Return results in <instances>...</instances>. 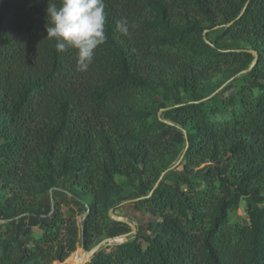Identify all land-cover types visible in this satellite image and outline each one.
I'll use <instances>...</instances> for the list:
<instances>
[{"label": "trees", "instance_id": "16d2710c", "mask_svg": "<svg viewBox=\"0 0 264 264\" xmlns=\"http://www.w3.org/2000/svg\"><path fill=\"white\" fill-rule=\"evenodd\" d=\"M47 3L0 0V264L128 232L108 216L117 176L136 179L131 200L153 190L132 204L146 233L85 264H264V0H105L84 72L47 38Z\"/></svg>", "mask_w": 264, "mask_h": 264}, {"label": "clouds", "instance_id": "9594fccd", "mask_svg": "<svg viewBox=\"0 0 264 264\" xmlns=\"http://www.w3.org/2000/svg\"><path fill=\"white\" fill-rule=\"evenodd\" d=\"M47 38L55 41V48L77 52V68L87 71L95 51L106 40L105 0H48ZM128 20L118 22V30L128 34Z\"/></svg>", "mask_w": 264, "mask_h": 264}, {"label": "rangeland", "instance_id": "374dc122", "mask_svg": "<svg viewBox=\"0 0 264 264\" xmlns=\"http://www.w3.org/2000/svg\"><path fill=\"white\" fill-rule=\"evenodd\" d=\"M229 83L230 82H228L225 86H227ZM218 84H219L218 80L213 81L208 86L207 90L205 91L204 97L210 96L214 92H216L222 85L218 89H216L213 93H211L212 90H214L215 87ZM157 116L161 119L162 111H158L157 112ZM180 159H181V157H179V159L177 160V162H175V164H177ZM116 182L119 185V194L115 198V201H114L116 206H117V208H116L115 212H112V216L114 218L124 219V220L132 223L133 225H135L136 228L138 227L140 233L145 234L146 233L145 225H146V222L151 218V216L148 213H146L145 211H143L142 209L137 208L134 205H132L133 203L121 205V203H123L125 201H129L136 194H139L140 191L139 190H135L136 179L133 178L132 176L128 177V178L117 176L116 177ZM167 183L171 184V181L167 180ZM245 220H246V208H245L244 202H241L239 204V206H237L232 211H230V213H229V221L231 223H236V222H244ZM128 228H129V231L126 232L125 234H122V235H126V234H129L131 232L130 227H128ZM34 232L36 234L37 230L35 229ZM137 232H138V230H137ZM105 239H108V237L105 234H103L101 236L100 242L105 240ZM132 239H133V237H131V238H119V239L117 238V239L113 240L111 243H108V245L106 247H103L102 249H105V248H107L109 246H113L116 243L124 242V241H127V240H132ZM79 251L83 252L82 249L78 248L64 262H62V263H54V264H70V263H73L74 261H77L78 259H80L83 256V255L79 256Z\"/></svg>", "mask_w": 264, "mask_h": 264}, {"label": "water", "instance_id": "95a60500", "mask_svg": "<svg viewBox=\"0 0 264 264\" xmlns=\"http://www.w3.org/2000/svg\"><path fill=\"white\" fill-rule=\"evenodd\" d=\"M246 5H247V4H245V7H246ZM245 7L242 9L240 15L243 14ZM229 25H230V24H228L227 26H229ZM246 52H247V53H250V54L253 56V60H252L251 64L249 65V67H248L245 71L242 72V74H246V73L250 72V71L253 69V67L255 66L256 61H257V53H256V52L251 51V50H248V51H246ZM232 80H233V78L230 79L229 81H227L226 83H224V84H223V85H222V86H221L216 92H214V94L217 93L219 90H221V89H222V88H223L228 82H231ZM214 94H212L210 97H212ZM210 97H208V98H210ZM208 98H205V99L202 100V101H205V100H207ZM174 107H177V106H174ZM174 107H173V108H174ZM170 109H172V108H166V109L161 110V111L163 112V111H167V110H170ZM163 122H164V121H163ZM182 134H183V136H184L185 144H186V147H185V149H184V151H185L186 148H187V146H188V141H187V138H186V132H185L184 130H182ZM180 160H181V159H180ZM180 160H179V162H180ZM179 162H178L177 164L171 166L168 170H166L165 172H163V173L160 175V177H159V179L157 180L156 184L154 185L153 189H155V188L157 187L158 183L162 180L163 176H164L168 171L173 170V169L179 164ZM152 192H153V190L150 191L149 194H148L146 197H144V198H137V199H133V200L125 201V202L121 203V205L129 204V203H135V202L140 201V200H142V199L148 198V197L151 196ZM112 212H113V209L109 210V211H108V216H109L113 221L118 222V223H121V224H124V225L130 227L131 232H130L129 234H126V235H120V236H118V237L105 239V240L101 241L100 243H98V244H97V245H96L91 251H89V252H84V251H83V252H84V258H85V262H84V264L87 263V262H88V261H89V260H90V259H91V258L97 253V252H99L103 247H106V246L108 245V243H111L113 240H115V239H117V238H118V239H119V238H131V237H135V236H136V234H137V228L135 227V225H133L132 223H130V222L124 220V219L114 218V217L112 216Z\"/></svg>", "mask_w": 264, "mask_h": 264}, {"label": "bare ground", "instance_id": "6f19581e", "mask_svg": "<svg viewBox=\"0 0 264 264\" xmlns=\"http://www.w3.org/2000/svg\"><path fill=\"white\" fill-rule=\"evenodd\" d=\"M83 261H85L84 255L72 264H81Z\"/></svg>", "mask_w": 264, "mask_h": 264}]
</instances>
